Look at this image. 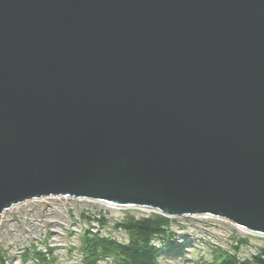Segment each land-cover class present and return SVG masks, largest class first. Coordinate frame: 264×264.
I'll list each match as a JSON object with an SVG mask.
<instances>
[{
	"label": "water",
	"instance_id": "1",
	"mask_svg": "<svg viewBox=\"0 0 264 264\" xmlns=\"http://www.w3.org/2000/svg\"><path fill=\"white\" fill-rule=\"evenodd\" d=\"M47 196L264 237V0H0V219Z\"/></svg>",
	"mask_w": 264,
	"mask_h": 264
},
{
	"label": "rangeland",
	"instance_id": "2",
	"mask_svg": "<svg viewBox=\"0 0 264 264\" xmlns=\"http://www.w3.org/2000/svg\"><path fill=\"white\" fill-rule=\"evenodd\" d=\"M82 209L105 211L107 218L116 217L119 213L99 203L52 197L27 201L5 212L0 220V249L3 250L6 263L19 264L20 252L31 242L42 244V241H46L55 249L56 264H81L76 253L70 251V246L75 243L81 230L82 223L78 215ZM132 213L141 215L145 212L132 210ZM178 222L186 230L180 231L176 240L184 243L191 257L178 259L174 254L166 253L161 264H193L200 255L210 257L212 245L227 248L231 231L235 232V236L244 234L224 220L196 217L179 218ZM121 235L120 232L112 233L114 237ZM250 241L254 245L264 246L262 238L251 237Z\"/></svg>",
	"mask_w": 264,
	"mask_h": 264
},
{
	"label": "trees",
	"instance_id": "3",
	"mask_svg": "<svg viewBox=\"0 0 264 264\" xmlns=\"http://www.w3.org/2000/svg\"><path fill=\"white\" fill-rule=\"evenodd\" d=\"M80 218L89 222L96 220L101 226L108 222L103 217L99 219L86 212H82ZM175 221L154 212L135 216L130 209H125L120 220L112 225V229L124 232L127 235L126 241L85 229L77 234L70 251L77 254L81 264H161L166 253L174 254L178 259H188L191 252L186 250L184 243L176 240L177 232L173 228ZM41 243L32 242L24 248L19 256V264H56L57 254L54 247L46 241ZM241 245L250 246L253 243L248 236H236L232 250L212 245L211 256L200 255L193 264H264V246L255 245L257 253L242 259L237 252ZM1 251L2 249L0 262L4 264Z\"/></svg>",
	"mask_w": 264,
	"mask_h": 264
}]
</instances>
